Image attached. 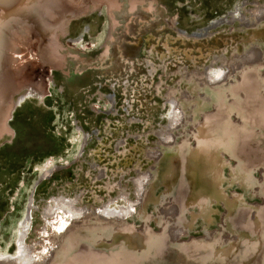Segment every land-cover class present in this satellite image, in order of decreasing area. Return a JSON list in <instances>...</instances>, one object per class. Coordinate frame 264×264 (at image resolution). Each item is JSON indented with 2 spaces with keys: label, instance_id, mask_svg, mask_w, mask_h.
<instances>
[{
  "label": "rangeland",
  "instance_id": "obj_1",
  "mask_svg": "<svg viewBox=\"0 0 264 264\" xmlns=\"http://www.w3.org/2000/svg\"><path fill=\"white\" fill-rule=\"evenodd\" d=\"M52 1L55 4L50 2L15 22L2 51V71L9 68L7 71L15 72L13 76L26 75L30 81L44 75L52 78V83L45 82V95L38 101L31 89L24 91L28 78L4 95L5 99L13 98L7 113L17 105L11 119H6V113L0 122L8 131L6 137L0 135V264H29L25 257L41 246V239L62 216L75 224L84 218L120 216L142 231L144 225L136 212L147 190L150 167L157 163L163 148L182 139L199 122L201 115L196 120L189 117L193 116L195 98H205L201 87L205 83L230 85L248 66L264 73V0L89 1L87 13L70 21L68 33L57 35L56 40L50 38L55 25L83 7L80 0H71V5L69 0ZM133 1L136 4L131 9ZM50 15L57 18L49 19ZM42 35L44 39L39 38ZM33 61L39 64L33 66ZM37 67L42 71H34ZM256 93L255 89L250 94ZM230 116L236 119L234 113ZM240 135L247 137L240 132L238 138ZM219 139L215 138L214 146ZM180 148L183 152L184 144ZM239 155L245 166L248 162ZM234 162L228 156L224 168L216 159L215 174H224ZM254 162L246 168L255 166ZM181 164L176 198L173 202L167 198L160 206L174 241L190 236L176 223V205L196 207L206 198L204 191L191 194L197 185ZM207 168L211 176L210 163ZM263 169L261 163L253 169L257 180L262 178ZM225 182L226 194L239 193L232 188L230 176ZM244 197L247 206L264 204L262 194L248 196L251 201ZM149 207L148 224L152 231H160L151 216L154 209ZM214 208L221 219V204L214 203ZM242 210L244 216L252 214L248 207ZM222 231L225 236L231 234ZM87 243V239L79 241L78 256L83 258L84 254L83 264H92ZM95 251L92 254L104 261L102 247ZM131 256L135 257L134 253Z\"/></svg>",
  "mask_w": 264,
  "mask_h": 264
},
{
  "label": "bare ground",
  "instance_id": "obj_2",
  "mask_svg": "<svg viewBox=\"0 0 264 264\" xmlns=\"http://www.w3.org/2000/svg\"><path fill=\"white\" fill-rule=\"evenodd\" d=\"M57 1L56 3H58ZM69 1L70 4L68 2L66 3L71 5V0ZM89 1L99 4L109 2L107 0H80L79 3L83 7L82 10L77 11L75 9L76 12H70L62 17L55 25V27L58 26L57 31L54 30V27L50 33L51 40H56L59 34L64 36L68 33L70 21L77 19L82 13L83 15L87 13L88 6L86 4ZM50 2L55 4L52 0H0V17L1 20L3 19L0 21V122H2V117L7 113V108L13 102V98L5 99L4 95H8L11 91L18 89L23 81L28 78L26 75L23 76V74V77L19 76L20 78L13 76L15 72L13 71L14 74H12L11 71H7L9 68H5L2 71V66L4 65L2 64V51L6 43V38L15 29V22L33 15L40 7H44ZM61 2L64 1L61 0ZM136 2L138 3L139 0H136ZM136 2H132L131 9L134 8ZM64 5L66 6V4ZM20 13L24 15V17L22 16L23 18L20 16ZM50 18L54 20L57 17L56 15H50ZM29 29H26V31H29ZM21 32L23 31L21 30ZM42 37L44 39L43 35L39 38L42 39ZM31 39L29 38V40ZM253 40L255 42L259 41L256 37ZM261 40L264 41V39ZM33 42L35 41L33 40ZM27 43L29 44V42ZM14 46L21 50L19 46ZM30 47L28 48L30 49ZM23 50L25 51V49ZM248 52L250 53V51ZM25 53L27 54V51ZM9 58L6 60H11ZM28 60L30 61L29 57ZM25 61H27L26 58ZM18 62V64H21L20 61ZM15 63L17 64V62ZM23 64L25 63L23 62ZM37 64L39 62H36L33 66ZM42 65L45 68L46 64ZM30 66L32 68V64ZM23 68L22 70L24 71L26 68ZM12 69L14 70V68ZM17 70L15 71L17 72ZM261 71L252 68V66H248L241 71V75L236 80H233L230 85L226 84L213 87L205 83L201 87L203 90L201 95H204L205 98H195L197 102L193 105V116L192 118L189 117V119L196 120L199 117L198 115H201L199 122L195 123L193 130L183 135L182 139H178L177 142L173 143L171 141V145L163 148L159 152L160 155L157 163L150 167L152 171L146 185L147 190L144 189L141 200L142 204L136 212L137 218L144 225L142 231H138L125 219L120 218V216L116 219L108 218L103 220L96 217L84 218L77 224L68 219H64L62 216V218H57V222L52 230H49V234L44 236L43 240L41 239V246H39L38 242H34L38 244V248L34 247L36 250L32 254L30 253L31 255L29 257H25V259H28L29 262L31 261V264H83L87 256L84 257V254H82L83 258L78 256L79 249L77 246L81 239H87L88 243L86 245L91 248V255L89 256L93 258L92 264H264V204L258 206L253 203L247 206L245 204L247 200L244 197L246 196L250 200L249 197L251 198L255 194H262L264 196V169L262 178L259 180H257L253 172V169L258 164L261 163L264 165V73ZM45 82L52 83V78L50 80V77L46 79V76L38 75L34 80L30 81L29 79L24 91L27 93V91L29 92L27 89H31L37 94L36 99L38 101L45 95V88H43ZM255 89L258 93L251 95V91ZM208 104H212L213 108L207 109L206 106ZM16 105H12L10 112L6 115V119L8 116H12L13 108ZM180 108H182L181 105L179 106ZM231 113L235 114L236 119L231 118ZM0 131V135L5 137L8 135L6 128L0 127ZM2 131H5V133ZM240 132L247 136L244 138L246 140L241 135L238 138ZM217 136H220V139L217 145L214 146L213 142ZM192 140L193 144L191 143ZM179 142L184 144L183 152L180 148L181 143ZM212 149L211 161L209 160L208 162V153ZM239 154H242L241 156H244L248 163L255 161V166L251 164L252 168L251 166L250 168H246L248 163H245L244 166ZM228 156L235 159V162L232 164L233 166L228 171H224V174H215V167L217 166L215 160L219 159V162L225 168ZM181 162L183 171L185 173L187 172L186 174H189L197 185V188L192 190L191 194L193 196L200 195L204 191L206 198L204 201L200 199L203 202L196 205V207L187 204L186 206L183 205L180 207L176 205L178 209L176 223L190 236L174 241L172 240L173 237L168 229L167 222L160 214V206L167 198L172 202L173 198H176L174 195L181 186V178L179 176V172L181 171H179L178 167ZM208 163L213 168V174L211 176L207 173ZM229 176L231 177L230 184H233L232 188H237L239 193L228 195L224 191L227 186L225 180ZM216 182L218 183L217 188L216 186L214 187ZM238 185L240 186L239 188ZM214 203H219L222 206V208H218L221 212L223 211L220 216L221 219L216 214ZM149 206H152V209H154L153 215L151 216L154 217V222L160 226V231H152L148 224L150 216ZM244 207H248L252 214L247 215L248 213H246L244 216L242 210ZM111 218H114V216ZM239 220H241L240 225L236 227V222L238 225ZM214 223L218 227L213 226ZM223 229L229 230L231 234L225 236L222 231ZM122 230L127 231V233L122 234ZM97 235H101L104 240H99ZM105 237L109 239L106 240ZM20 243L22 244V242ZM98 246H101L103 249L104 261H101L97 254L93 255L97 253L95 248ZM22 247H25V245ZM27 248L30 247L27 245ZM132 253H134L135 257L131 256ZM85 254L87 253L85 252Z\"/></svg>",
  "mask_w": 264,
  "mask_h": 264
},
{
  "label": "water",
  "instance_id": "obj_3",
  "mask_svg": "<svg viewBox=\"0 0 264 264\" xmlns=\"http://www.w3.org/2000/svg\"><path fill=\"white\" fill-rule=\"evenodd\" d=\"M20 16H21V17H22V16L24 17V15L21 14V13H20ZM20 16H19V17H20ZM23 17H22V18H23ZM15 24H16V23H15ZM13 63H14V62H13ZM35 70H39L38 72H41V71H42V69H40V67L35 68L34 71H35ZM35 73H36V72H35ZM28 90H30V89H28ZM16 91H17V90H16ZM29 92H30V91H29ZM187 93L190 94V92H187ZM10 117H11V116H8L7 120L11 119ZM173 200H175V199H173ZM185 234H187V233H185ZM248 247H250V246H248ZM246 248H247V247H246Z\"/></svg>",
  "mask_w": 264,
  "mask_h": 264
}]
</instances>
